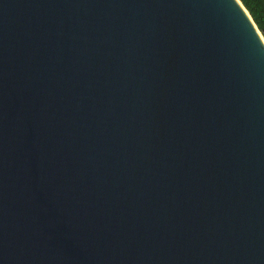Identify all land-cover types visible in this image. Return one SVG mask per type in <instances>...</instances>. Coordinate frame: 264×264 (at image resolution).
Instances as JSON below:
<instances>
[{
  "label": "water",
  "instance_id": "obj_1",
  "mask_svg": "<svg viewBox=\"0 0 264 264\" xmlns=\"http://www.w3.org/2000/svg\"><path fill=\"white\" fill-rule=\"evenodd\" d=\"M0 264H264L241 0H0Z\"/></svg>",
  "mask_w": 264,
  "mask_h": 264
},
{
  "label": "trees",
  "instance_id": "obj_2",
  "mask_svg": "<svg viewBox=\"0 0 264 264\" xmlns=\"http://www.w3.org/2000/svg\"><path fill=\"white\" fill-rule=\"evenodd\" d=\"M258 27L264 30V0H241Z\"/></svg>",
  "mask_w": 264,
  "mask_h": 264
}]
</instances>
